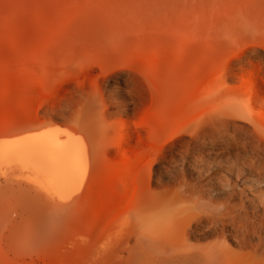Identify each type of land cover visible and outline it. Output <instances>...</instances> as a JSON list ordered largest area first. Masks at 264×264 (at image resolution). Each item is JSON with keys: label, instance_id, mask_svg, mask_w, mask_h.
<instances>
[{"label": "rangeland", "instance_id": "1", "mask_svg": "<svg viewBox=\"0 0 264 264\" xmlns=\"http://www.w3.org/2000/svg\"><path fill=\"white\" fill-rule=\"evenodd\" d=\"M0 264H264V0H0Z\"/></svg>", "mask_w": 264, "mask_h": 264}, {"label": "bare ground", "instance_id": "2", "mask_svg": "<svg viewBox=\"0 0 264 264\" xmlns=\"http://www.w3.org/2000/svg\"><path fill=\"white\" fill-rule=\"evenodd\" d=\"M190 95H191V92L190 91L187 92L188 98L190 97ZM28 110L31 114H33L34 111H36L35 109H31V108H28ZM175 116L177 117L178 115L175 114ZM63 139L65 140L66 138H63ZM62 141L63 140L60 141L59 139H57L55 135H51L49 132L45 131L43 135L33 136V138L31 139L29 151L31 152L32 150V152L36 154L34 157L35 162L48 163L51 166H54V168H56L57 170H62L63 172H66L67 174L68 173L74 174V171L77 165L75 164L74 161H73L74 164H71V162H69V159H71L70 157H72L75 160L76 156L78 155L77 149L74 148L73 146H72L73 148L72 149L71 146H69V145H73V142L69 141L71 143L70 144L69 142H66V141L62 142ZM161 149H162L161 144L158 141L155 142L153 151L159 152L161 151ZM147 159H149V157L146 158L143 156L142 163L144 160H147ZM121 164H122L123 173L125 175V179L126 178L128 179V181L124 182L127 197L134 198L135 191L137 189L134 183L137 182V170H138V166H141L139 165L141 164V162L137 164L133 161H129V162L123 161ZM117 174L118 173L116 170L111 169L110 174L107 175L105 178L108 179L111 177H115L117 176ZM120 205L122 206V204ZM215 210L216 209H212L213 212H215Z\"/></svg>", "mask_w": 264, "mask_h": 264}]
</instances>
